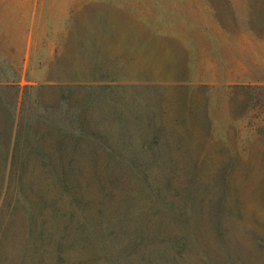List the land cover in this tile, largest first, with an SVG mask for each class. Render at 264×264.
<instances>
[{
  "label": "rangeland",
  "instance_id": "obj_1",
  "mask_svg": "<svg viewBox=\"0 0 264 264\" xmlns=\"http://www.w3.org/2000/svg\"><path fill=\"white\" fill-rule=\"evenodd\" d=\"M0 82L53 87L47 105L57 86L129 87L173 157L159 171L192 245L182 263L264 264V0H0ZM6 121L1 111L0 264H79L69 237L61 254L49 237L61 205L43 241L27 230ZM58 191L42 194L52 204Z\"/></svg>",
  "mask_w": 264,
  "mask_h": 264
},
{
  "label": "trees",
  "instance_id": "obj_2",
  "mask_svg": "<svg viewBox=\"0 0 264 264\" xmlns=\"http://www.w3.org/2000/svg\"><path fill=\"white\" fill-rule=\"evenodd\" d=\"M52 88L0 82L9 179L29 233L43 241L47 211L53 205L61 213V205L65 221L52 223L49 237L60 254L69 237L79 264L93 256L110 264H183L192 245L175 233L186 221L167 200L171 179L159 170L171 167L173 157L156 119L135 105L126 86H57L56 104H44ZM49 184L59 190L52 204L42 194Z\"/></svg>",
  "mask_w": 264,
  "mask_h": 264
}]
</instances>
